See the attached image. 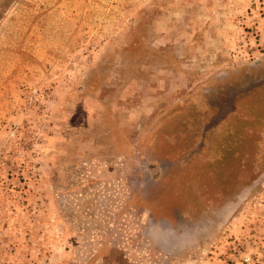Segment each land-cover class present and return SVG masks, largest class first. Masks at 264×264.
<instances>
[{"label":"rangeland","instance_id":"obj_1","mask_svg":"<svg viewBox=\"0 0 264 264\" xmlns=\"http://www.w3.org/2000/svg\"><path fill=\"white\" fill-rule=\"evenodd\" d=\"M0 264H264V0H0Z\"/></svg>","mask_w":264,"mask_h":264}]
</instances>
